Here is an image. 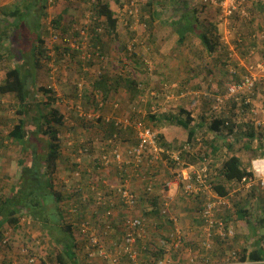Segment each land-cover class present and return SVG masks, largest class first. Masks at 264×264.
Segmentation results:
<instances>
[{
	"label": "rangeland",
	"instance_id": "374dc122",
	"mask_svg": "<svg viewBox=\"0 0 264 264\" xmlns=\"http://www.w3.org/2000/svg\"><path fill=\"white\" fill-rule=\"evenodd\" d=\"M99 1L109 3L115 11V17L118 18L116 34L110 31L104 16L97 17L94 7ZM148 1L151 0H121L120 3L115 0H39L35 2L34 0H0V34L4 39L0 46V54L5 55L6 49L12 47L13 40L20 45L19 49L22 48L24 51H29L36 43L32 39L34 34L36 35L34 30H32L34 31L33 35L24 26L20 31L15 30L16 19L10 16L6 18L2 14V9L5 7H10V10L17 6L24 9L28 3L32 2L35 15H31V22L36 26V18H39L36 27L38 33L46 41L44 45L47 49L46 56L44 58L40 56L42 66L31 69L27 78V85L31 91V105H34V100H46L43 92L38 90V86L53 88L56 96L53 106H57L62 113L66 114L69 125H74L77 128V131L65 129L61 135L62 138L79 135L81 132L84 134L83 137H87L89 141L93 140L97 144L93 152L82 159L81 166L87 173L81 171L80 175L75 174L74 153L70 156V153L67 152V159L65 157L60 162L59 169L55 173L53 181L59 191L70 195L78 187H81L83 191L89 190V192L79 195L78 198L65 200L64 206L69 209L70 214L66 215L62 222L66 220L80 225L82 221L80 218H83L79 214L81 212L85 215L83 221L91 220L92 213L98 208L91 186L96 185L98 187L99 184L107 185L108 183L118 184L120 174L116 166L110 168L97 167V159H95L100 155L103 145L101 143L108 140L103 136L102 131L105 125L109 126L108 118L110 121L130 117L134 120L135 118H142L146 125L157 132L155 129L158 124L156 120L164 113L173 115V118L178 117L183 105L191 107V112L195 113L197 120H200L202 116V110L199 109L205 110L206 112L203 113L208 112L209 117H211L215 114L213 105L216 104L217 98L222 97L225 93L214 98L210 95L217 89L227 87L229 84L239 83L231 82L232 75L242 80L250 74L248 69L251 65L264 60V0H242L241 9L235 15L224 19L221 17L220 9L211 5L208 0H153L155 2L151 8L154 9L151 12L144 10ZM190 6L191 11L197 9L199 21L203 22V24L199 22L201 26L209 29L208 23L215 24L216 36L221 38L224 46H228L226 52L220 50V53L210 55L201 40L194 34H190L185 43H180L178 33L169 27L167 22L176 20L182 10L188 11ZM172 14L174 16L170 17ZM59 19L60 24L56 26L55 21ZM146 20L149 23L148 26L145 23ZM97 38L100 42L97 41ZM224 61L226 66L223 65ZM15 64V59L9 56H5L3 61L0 60V81L4 79L9 68ZM232 69H236L235 74L232 73ZM103 74L112 78L115 84L112 89L108 90V86L104 88V91L107 89L106 95L103 90L100 91L96 87L99 76ZM261 74L263 77L253 91L242 89L239 93L241 99L248 96L249 93L254 94L255 104L251 113L246 112L236 118V123L240 119V126L237 127V130L242 132L243 136L240 133L231 136L240 137V141L231 142V136L228 137L225 134L228 130H225L223 134L209 131L207 124L199 127L198 135L191 143L188 142L187 130L175 124L165 130L166 133L163 134L165 139L159 141L171 143L173 148L171 147L170 150L176 152L183 149L184 145L180 146L182 143H187L192 147L193 155L196 157L207 151L210 155L207 159L213 182L216 181V171L225 159V154L220 152L211 154L208 151L211 140L215 139L214 142L223 149L227 148L228 142L233 143L234 148L237 149L234 153L239 154L245 168L249 167L254 158L263 155L260 149H264V147H259L261 141H264L262 137L264 124L258 126L256 123L257 121H264V115L262 117L259 115V109L264 106V73ZM118 79L120 82L116 83L115 81ZM130 80L134 81L132 85L129 84ZM101 103H103L102 106H100ZM15 104V96H0V128L3 132L11 129L17 123L19 115L12 107ZM233 104L236 105L234 101H227L226 104H223L222 111H231ZM185 106L183 109L190 111ZM139 108L142 109L141 113L137 112ZM236 108L237 105L235 110ZM79 111L96 112L101 115L98 120L90 121L95 125L92 130L83 131V118L79 115ZM34 123H31L33 130L35 129ZM193 127L196 126L193 125ZM251 127L255 128L257 133L252 145L255 150H246L244 146L251 139L245 136V133ZM197 137L202 141H197ZM119 141L123 147L135 143L137 134L134 128L120 133ZM200 143L203 144L200 145ZM8 145V148L0 149L1 202L3 201L1 199L10 197L12 193L15 195L13 201L19 198L16 185L19 184L22 171V167L18 163L21 155H18L19 148L17 146L14 147L10 142L7 143ZM197 147H199L198 150ZM168 157L172 159L171 155ZM162 159L163 153L160 154L159 161ZM170 159H163L161 164H157L158 166L156 165L154 169L144 165L142 170L145 172V176L138 177L139 183H134L136 178L131 179L132 187L139 190V197L141 198L138 213L146 217L152 216L153 214L149 212L150 208L146 207L149 199H157L159 205L165 201L166 195L161 194L164 181L161 184L156 182L154 191L149 194L146 193V176L153 172L154 175L159 176L157 177L159 179L161 177L160 172L165 173L163 169H167L171 174L176 163ZM202 161L198 160L200 162L198 165H201ZM204 165L207 164L203 162ZM157 168L158 171L155 170ZM228 187L233 207L236 206L235 203H238L250 213L247 218L244 216L243 219H234L236 228L234 238L227 239V241L221 240L222 243L219 242V244L215 242L213 252L210 253L211 255L214 251L217 253H215L216 256H214L211 264H225L233 250L240 253L244 248H254L258 243L264 245V225L259 221L264 218V191L254 188L251 192L245 193L242 191V186L236 182L230 183ZM173 190L175 188L171 189L170 195H177L178 192L174 194ZM182 195L185 199L188 198V195ZM82 197H84L83 204L80 201ZM200 199L203 200L204 207V198L200 197ZM61 204L60 201L58 205ZM45 207L47 208L42 209V213L47 217L45 225L36 219L37 210L31 209L29 205L20 212L19 228L15 229L10 225L6 228L11 236L9 247L18 248L17 257L22 256L23 249H28L30 253L36 255L39 264H59L57 256L59 253L64 254V250H62L64 245L61 243H72V241L62 225L55 199L48 197L45 201ZM121 211L125 213L122 206L116 212L119 214ZM183 211L186 212L182 208L176 207L173 210V206L169 207L170 215L177 218L180 236L183 237L181 246L177 248L171 240L168 245L164 243V237L161 238L162 234L168 236L173 232L172 223H169V228L163 232L152 227L148 238L145 240V243L150 246V250H147L146 254L143 253L146 260L156 257L157 252L153 253L154 248H157L156 245L161 247L164 243L166 244L167 256L165 260L167 264H201L202 259L198 255L200 252L198 242L200 228H195L198 223L194 222L192 218L195 215L197 218L202 211V204L199 203L194 206L192 218L185 216ZM223 216L224 213L219 211L217 217L223 218ZM24 218H29L30 223L23 221ZM77 229L75 228V241L77 240L78 244H81ZM44 233L51 234L56 242L51 241L47 244L46 239L39 241L40 238L38 237H44ZM99 235L105 243L112 240L111 243H106L108 250H115L116 245L124 243L122 235L117 238L109 235L104 236L102 232ZM184 237H186V241H183ZM170 238L176 237L171 236ZM168 248L169 250H167ZM190 250L195 259L193 261H190ZM45 252L48 254L44 259L42 254ZM65 258L68 259V256ZM118 259L121 261L125 259L124 262L130 264L128 256L123 253L118 255ZM17 260L19 261V259ZM86 260L83 251H79L76 261L83 262ZM101 264H112V259Z\"/></svg>",
	"mask_w": 264,
	"mask_h": 264
},
{
	"label": "trees",
	"instance_id": "16d2710c",
	"mask_svg": "<svg viewBox=\"0 0 264 264\" xmlns=\"http://www.w3.org/2000/svg\"><path fill=\"white\" fill-rule=\"evenodd\" d=\"M35 1L39 0H34V2ZM115 1L118 3L121 2V0ZM154 2L155 1L153 0L148 1L147 5H145L144 10L151 12V10L154 9L151 8ZM31 3H28V6H26V8L24 9L20 8L19 6L14 7L13 9L11 8V10L10 7H5L2 9L3 16H5L6 18H9L10 16L11 18L16 19V31H20L23 26L27 28V31L32 32V35L35 31L36 35L34 34L32 39L36 41V43L33 45L32 49H30L29 51H24L22 48L19 49L20 45L17 44L15 40H13L12 47H10V49H6L5 55L0 54L1 61L4 60L5 56L12 57L16 61V64L12 66V68H9V70L5 73L4 79L0 81V96H15L16 104L12 105V107L15 108L16 113L19 115L17 123H15L11 129L7 130L6 132H3V130L0 128V131H2V134H0V149H5L6 147L8 148L9 145L7 146V143L9 142L12 143L14 147L17 146L19 148L18 155H21L18 159V163L22 167V171L19 177V184L16 185V191L19 194V198H15L16 200L13 201V197H15V195H13L12 193L10 197H5V199H1L3 200L2 202L0 201V229L3 226L4 220H7V222L10 221L9 224L13 228H19L21 220L20 212L25 209L27 205H29L31 209L37 210L38 215L36 219L42 221V225H45V220H47V217L44 215V213H42V209L47 208L45 207V201H47L48 197H53L55 199L57 212L58 215H60V220L62 222V219H65L66 215L70 214L69 209L64 206L65 200L67 201L71 198H78V196L82 195L84 192H89V190L83 191L81 187H78V189H76L73 194L68 195L62 191L57 190L55 182L53 181L55 173L59 169L60 162L63 161L66 157V152L70 153V156L73 153L75 154L77 152L78 147L80 145V140L78 139V136L81 134V132H79V135L76 134L73 136L65 137V139L62 138L61 135L64 133L63 131L65 129L77 131V128L74 125H69V123H67L66 114L62 113L57 106H53L56 101L55 91L53 90V88L38 86V90L43 92L46 97V100H34V105H31V91L27 85V78L30 75L31 69H37L42 66L40 56H43L42 58H44L47 52L46 47H44L46 41L38 33V29L36 27L38 26L39 18H36V26L31 22V15H35V13L33 12V5ZM94 9L98 18L102 16L106 18L105 20L107 21L110 31L116 34L118 27V18L115 17V11L111 8L110 4L99 1L95 5ZM198 14L199 13L197 12V9L191 11L190 6L188 11L182 10L181 14L176 20H172L171 22L168 21V26L173 28L178 33L180 37V43H185L188 40L190 34H194L201 40V43L210 55L218 54L220 53V50L226 52L228 46H224V42L221 41V38L216 36L217 28L214 27L215 24L208 23L209 29L204 28L199 24L200 21ZM173 16L174 14H172V16L170 17ZM24 22L27 24H25ZM145 23L148 26L149 23H147V20ZM200 23L203 24V22ZM59 24L60 19L55 21L56 26ZM94 31H96V29H94ZM98 39L99 38H97V41L100 42V40ZM3 40V36L0 34V46L2 45ZM223 65L226 66L225 61ZM232 76L233 77L231 82L241 81V78H238L235 75ZM115 82L119 83L120 80L118 79ZM133 83L134 81H129V84L132 85ZM229 85L226 87V91ZM106 86H108L109 90L112 89L115 84L113 83L112 78H110L107 74H103L99 76V81L97 82L96 87L99 88L100 91H104V88ZM106 91L107 89L104 91L105 95ZM97 94L99 95V92ZM242 101L244 103V113H246L248 112L250 107L247 103H245L246 97H244ZM214 115L209 117V120H207L208 116H201L202 118L200 125H205L203 124V122H208L209 124H207V127L209 131L213 133L223 134L225 130H228V132H225L228 137L236 133H240V135L243 136V133L237 130V127L240 126L239 123H234L233 118H229L228 115ZM168 120L167 122H174L175 125L187 130L189 143L193 142L195 137L198 135L197 130L199 128L192 126L194 118L192 117L191 111L180 109V114L178 117L173 118L172 115L170 118H168ZM227 120L232 121H230L231 125H226ZM90 121L95 120L82 119V129L84 128L83 131L92 130L93 127H95L94 123ZM32 122H35L34 130L31 127ZM108 125L109 126L105 125V127H103L104 129H102L103 136L106 138H110L114 132H118L120 134L126 131H117L115 128H113V121H111ZM245 136L249 137L251 140L246 142L244 148H246V150H255L252 146L253 140L257 137L255 128L251 127V129H249L248 132L245 133ZM262 137L264 138V135ZM162 139H164L163 134L159 136V140ZM230 139L231 142L240 141V137L231 136ZM70 141H72L73 143L69 144ZM214 141L215 139L211 140V142L209 141L208 151L211 154L217 152L225 154V159L221 162L218 171H216V181L213 182L214 188L220 195L227 196L229 195L230 190L228 185L232 182L241 181L246 176L247 171L242 163V159L239 154L234 153L237 149L234 148L235 146L233 145V143L231 144L228 142L226 144L227 148L223 149L222 147H219ZM87 142L88 143L86 144H91L93 140H88ZM163 144L166 146L167 149H171L172 147L171 143L166 142ZM259 147H264V141H261ZM256 151L259 152V150ZM260 151L264 155V149H260ZM184 154L183 158H185V160L187 159L188 162L192 164H196L198 163V160H204L205 158H208L210 156L208 155L207 151H205L203 155L199 154V157L191 156L189 158L188 152ZM74 168L76 169V164H74ZM82 171H85V169L83 168ZM85 173H87V171H85ZM83 199L84 197H82V200H80L82 204L84 203ZM60 201L62 202V204L58 205ZM148 203V207L150 208V214H154L157 217L159 214L158 200L155 198L151 200L149 199ZM235 205L236 206L232 211L224 212L223 216V218H227V222H232L233 226V221L235 218L243 219L244 216L247 218L248 214L250 213V211L245 209L240 204L235 203ZM99 212H104V208L102 207ZM79 214L81 217L84 218L85 215L82 212ZM92 216L94 219H96L95 213H92ZM83 218H80V221L83 220ZM197 219L198 220L196 221L199 223L200 234L204 224V219L201 216V211L197 216ZM259 221L261 224L264 225V218L260 219ZM76 224L77 223L75 222L73 223L71 221L66 220L62 222V225L68 233L70 237L69 239L72 241V243H61L62 245H64V254H58V259L61 260L60 264H83L79 261H76L75 252L73 251V246L76 245V247H80L78 242L75 241V228H79ZM164 227L166 228L164 224L160 225V229H164ZM119 229L121 228H117L118 232ZM253 232L255 234V231ZM161 236H163V234ZM163 237L166 241L164 243H167L169 245L171 243L170 238L166 236ZM1 239L2 238L0 234V240ZM1 242L2 240L0 241V243ZM164 243L161 247L158 248L160 251L159 254H157L158 257L156 256L153 258V264H157L158 261L163 258V255H166V244ZM65 256H68V259H66ZM239 257L240 260L249 262V264H264V245L258 243V245L254 246V248H244L239 253ZM69 261L71 263H69Z\"/></svg>",
	"mask_w": 264,
	"mask_h": 264
},
{
	"label": "built area",
	"instance_id": "2783aa9c",
	"mask_svg": "<svg viewBox=\"0 0 264 264\" xmlns=\"http://www.w3.org/2000/svg\"><path fill=\"white\" fill-rule=\"evenodd\" d=\"M210 3L218 7L221 11V17H230L235 15L242 6V0H208ZM64 40H67L64 38ZM68 41V40H67ZM249 75H246L239 83L230 85L222 97H218L216 104L213 105L214 113L221 115L223 104L227 101L241 102L240 90L247 89L253 91L256 84L261 80L264 73V60L249 67ZM232 73L236 72L231 70ZM249 93L246 96V103L250 104L252 101ZM101 103L100 106H102ZM253 107L249 108L248 112L251 113ZM142 109L139 108L138 113H141ZM260 114L264 115V106L259 109ZM239 113L244 114L245 109L241 107L238 110ZM79 115L85 120H98L101 115L99 113H87L79 111ZM261 116V117H262ZM114 128L119 130H129V128L135 130L137 134V142L133 145L122 146L119 141V133L114 132L110 138H107L105 142L101 143V152L96 161V165L103 166L104 168H110L116 166L117 171L120 174L118 184L108 183L92 185L91 189L96 200V206L98 208L93 212L96 214V219L93 218L88 221H81L78 225V232L82 236L83 252L87 258L95 260L100 264L111 260L112 264H123L118 255L123 253L128 256L130 264H153V260H146L143 258L141 252L138 249V242H145L148 238L150 228L159 229L160 224L167 226L172 223L175 227V232L168 235L175 236L176 238H170L173 245L177 248L181 246L182 241L180 237V230L177 224V218L170 215L169 207L173 205V196L170 195L171 189L176 190L180 187L183 192L188 196L203 197L204 207L201 211V216L204 219V224L201 233L199 234V254L201 256V264H211L212 257L210 252L214 249L215 240L226 241L232 239L236 235L235 227L232 222H227V218H218L217 214L232 211L234 205L232 203V197L230 195L222 196L214 188V183L210 176L209 163L200 167L186 165L181 154L182 151H165L159 143L158 133L150 126L146 125L142 118H124L114 119ZM107 119V122H111ZM231 121V120H230ZM229 120L226 121V125H231ZM258 126H262L264 121H257ZM84 134H80L78 139L80 145L77 152L74 154V164H76V175H80L83 166H81L82 159L86 155H90L94 148L95 141L88 143L87 137H83ZM73 142L70 141L69 144ZM86 144V145H84ZM125 145V144H124ZM190 151L191 146L186 145L184 151ZM167 152L171 155L172 159L178 165V169L173 172L174 177L172 179H166L164 181V187L161 194L166 195L165 201L159 205L158 216L154 214L146 217L141 213H138V207L140 206L139 193L131 185V179L138 177H144L142 167L150 166L152 169L159 164L160 154ZM158 166V165H157ZM247 171L246 176L237 184L242 186V191L245 193L251 192L254 188L264 191V155H260L251 161L249 167L245 168ZM156 170V169H155ZM158 182V178L153 172H150L146 176V193L152 194L155 188V184ZM120 206L125 209V216L122 220V236L124 237V243L116 245L115 250H108L106 243L100 237V232L104 236L113 233V221L117 218L118 209ZM104 208V212L97 211L100 208ZM264 214V212H263ZM23 221L30 223L29 218H24ZM11 240L10 233L5 231L2 238V245L9 246ZM146 249V246L143 247ZM82 250V249H81ZM169 250V248L167 249ZM79 252V249H77ZM190 261L195 260L193 258L192 251H189ZM23 255H29L28 249H23ZM3 255L0 252V264L3 263ZM6 260V259H5ZM228 262V263H227ZM225 264H249L240 260L237 251H231L229 259ZM6 264H21L17 259L8 261ZM23 264H38L37 259L33 256H28ZM157 264H164V261H158Z\"/></svg>",
	"mask_w": 264,
	"mask_h": 264
},
{
	"label": "crops",
	"instance_id": "0c3cea01",
	"mask_svg": "<svg viewBox=\"0 0 264 264\" xmlns=\"http://www.w3.org/2000/svg\"><path fill=\"white\" fill-rule=\"evenodd\" d=\"M256 1H258V0H256ZM242 4H243V2H242ZM18 7V6H17ZM247 31V30H246ZM258 63V62H257ZM233 74H235V73H233ZM263 77V76H262ZM226 91V87H224V88H222V89H217L216 90V92H213L210 96H212V98H214V97H216L217 95H220V94H222V93H224ZM244 97H246V96H244ZM250 97H251V99H252V102L250 103V104H248L249 105V107L251 108V107H254L255 106V104H254V94H250ZM185 98H188V97H185ZM234 101V100H233ZM235 103H236V105H237V108H236V110H235V107H236V105H232V109H231V111H224L221 115H228L229 116V118H233V121H236V119L235 118H238V117H240L242 114L241 113H239L238 112V110L241 108V107H243L244 106V103H243V101H241L240 103L239 102H236V101H234ZM246 103V102H245ZM185 105H183L182 106V108L181 109H183V107H184ZM187 109H189L190 111H192V109H191V107L190 106H185ZM199 110H202L201 111V115H202V117L203 116H208V118H207V120H209V114H208V112L207 113H203V112H206L205 110H203V109H199ZM237 113V114H236ZM214 115V114H213ZM236 115V116H235ZM259 115L260 116H262L261 114H260V111H259ZM215 116V115H214ZM171 117V115L169 114V113H167V114H162V116L160 117V118H158L156 121H157V125H156V127H155V129H157V132H158V134H159V136L161 135V134H165L166 133V129L168 128V127H171V125H173L174 126V124L175 123H170V122H167V120H168V118H170ZM192 117L194 118V121L192 122V126L194 125V126H196L197 128H199V127H203V125L201 126L200 125V123H201V118H200V120H197V119H195V113L194 112H192ZM239 121H240V119H238ZM169 121V120H168ZM239 121L237 122V123H239ZM203 122V121H202ZM203 124H209L208 122H203ZM241 124V123H240ZM200 125V126H199ZM180 127V126H179ZM235 135V134H234ZM164 139H165V137H164ZM196 140L197 141H202V140H200V138L199 137H197L196 138ZM169 141V140H168ZM137 142V141H136ZM135 142V143H136ZM211 142V141H210ZM135 143H133V144H135ZM159 143H160V145H161V147L163 148V149H165V151H171L172 152V150H170V149H167L166 148V146L163 144V143H161L160 141H159ZM166 143V142H165ZM133 144H131V145H133ZM163 144V145H162ZM186 145H188L187 143H185ZM184 143H182L180 146H183L184 145V147H183V149L182 150H184L185 149V145ZM201 144H203V143H200V145ZM199 145V146H200ZM173 148V147H172ZM171 148V149H172ZM198 148L199 147H197V150H198ZM186 152H188V154H189V158L191 157V156H193L194 157V155H193V151H192V147H191V150L190 151H182V158H183V154L184 153H186ZM165 154H169V153H167V152H163V159H165V160H168V159H170V157H168V156H166ZM170 155V154H169ZM185 155V154H184ZM166 157V158H165ZM163 159L160 161V163L158 164V165H160L161 164V162L163 161ZM170 160H172L173 161V159H170ZM183 160L185 161V163H186V165H189V166H195V167H200L201 165H198L200 162H198V163H196V164H192V163H189L188 162V160L186 159L185 160V158H183ZM205 161L206 162H208V159L207 158H205ZM187 162H188V164H187ZM174 163H176L175 161H174ZM209 163V162H208ZM218 166V165H217ZM179 167H178V165L176 164V166L175 167H173V169H172V171H171V174H169L170 173V171H168L167 169H163V171L165 172V173H161L160 172V175H161V177L158 179V182H157V184H161V182L162 181H165V179H172L173 177H174V175H173V172L174 171H176L177 169H178ZM157 171H158V168L156 169ZM157 177H159L158 175H157ZM163 178H164V180H163ZM139 183V180L136 178V181L134 182V183ZM137 187V186H136ZM181 188V187H180ZM137 189H138V187H137ZM137 191V193H139V190H136ZM174 191V194H175V192H178V194L177 195H174V196H176L175 198H174V196H173V200H174V202H173V210L176 208V207H178V208H182V209H184V210H186V212H184L183 211V214L185 215V216H187L188 218H192L193 217V213H192V209L194 208V206L196 205V204H199V203H201L202 204V208H203V200H201L200 199V197H194V196H188V198L187 199H185L184 197H183V195L182 194H184V195H186L184 192H183V190H182V188L181 189H175V190H173ZM182 193V194H181ZM182 203H185V204H182ZM122 214H123V211H121V216H122ZM196 217V215L192 218V220L194 221V222H197L196 220H198L197 218H195ZM9 222L10 221H8L7 222V220H4L3 221V226H2V228L0 229V234H1V238H2V236H3V233H4V231H5V229L6 228H8V226L10 225L9 224ZM198 223V222H197ZM161 225V224H160ZM160 225H159V229H160ZM11 226V225H10ZM9 226V227H10ZM198 226V227H197ZM197 226L195 227V228H199V223L197 224ZM152 228V227H151ZM150 228V229H151ZM193 228H194V226H193ZM194 231V230H193ZM198 234H199V232H198ZM166 234H164L163 236H165ZM170 235V234H169ZM43 236L44 237H38V238H40L39 239V241L40 240H43V239H46V241H47V244L48 243H50L51 241L53 242H56V240L51 236V234H48V233H44L43 234ZM163 236H161V237H163ZM181 238H183L182 236H180ZM115 238H117V236H115ZM185 238L186 237H184V240L183 241H186L185 240ZM168 240H169V238H168ZM1 241V240H0ZM198 242H199V240H198ZM217 244H219V242H221V240H219L218 241V238H217V240L215 241ZM222 243V242H221ZM185 245V244H184ZM157 246V245H156ZM214 246H215V244H214ZM7 246H3V245H1V243H0V252L2 253V255H3V263L4 264H6V262H8V261H10L11 259H15V258H17V259H19L20 261H21V263H24V259H25V257L24 256H21L20 255V257H17V255H16V253H18V248L17 247H13V249H12V246L11 247H9L8 246V248H6ZM63 247V246H62ZM160 246H158V248H159ZM159 249H158V252H157V254H159ZM215 253H217V252H215L214 251V253L212 254V260L214 259V256H216V254ZM47 252H45V254H42L44 257V259L46 258V256H47ZM146 254V253H145ZM144 256V258H145V255H143ZM167 255H163V258L162 259H160V261H164V264H167V261L165 260V257H166ZM77 257V254H75V258ZM157 257H158V255H157ZM5 259H6V262H5ZM146 259V258H145ZM57 260H58V262H60L61 260H59L58 259V256H57ZM124 260L125 259H123V261H121L123 264H127V262H124ZM69 263H71L70 261H69ZM81 263H86V264H88V263H91V264H97L98 262L97 261H95V260H91V259H89V258H87V260L86 261H83V262H81Z\"/></svg>",
	"mask_w": 264,
	"mask_h": 264
},
{
	"label": "clouds",
	"instance_id": "9594fccd",
	"mask_svg": "<svg viewBox=\"0 0 264 264\" xmlns=\"http://www.w3.org/2000/svg\"><path fill=\"white\" fill-rule=\"evenodd\" d=\"M209 3H210V1H208ZM211 5H213L212 3H211ZM236 119V118H235ZM236 121H234V123H235ZM114 128V127H113ZM128 131V130H127ZM159 135V134H158ZM180 151H184V150H180ZM174 161V160H173ZM205 161V159L202 161V163ZM143 203V202H142ZM148 204L149 203H147L146 204V207L148 206ZM173 206V205H172ZM147 208H149V207H147ZM118 210H120V209H118ZM124 216H125V213H123L122 214V216H121V213H119L118 214V216H117V218H115V220L113 221V228H114V231H113V233H111L109 236H111V237H113V238H115V236H121L122 235V220H123V218H124ZM117 228H121V229H119V232L117 231ZM169 227H168V225L166 226V228L164 227V229H160V231H164V230H166V229H168ZM175 227H173V229H174ZM158 229V228H157ZM78 230V229H77ZM5 231H6V229H5ZM5 231H4V233H5ZM4 233H3V235H4ZM79 233V232H78ZM80 234V233H79ZM166 237H169V236H166ZM2 238H3V236H2ZM80 238H81V244H79V246L80 247H76V245L75 246H73L74 247V252H75V254H77V257L79 256V252L77 251V249H79V251H83V243H84V240H83V238H82V236L80 235ZM162 238V237H161ZM2 240V239H1ZM227 241V240H226ZM76 242H78L77 240H76ZM108 243H111L112 242V240H108L107 241ZM106 242V243H107ZM166 242V241H165ZM138 249H139V251L141 252V254H142V256H143V253H147V250H150V246H148L145 242H138ZM144 246H146V249H144L143 247ZM162 246V245H161ZM82 249V250H81ZM62 250H64V248L62 247ZM234 251H237V250H234ZM156 252H158V245H157V248L155 247L154 248V251H153V253H156ZM213 252V251H212ZM238 252V251H237ZM84 253V252H83ZM231 253V252H230ZM211 254V253H210ZM238 254H239V252H238ZM29 255L30 256H33V257H35L36 259H37V257H36V255H33L32 253H30V251H29ZM29 255H23L22 254V256H24L25 257V259H27L28 258V256ZM230 255V254H229ZM84 257L87 259V256L84 254ZM211 257H212V255H211ZM143 258H144V256H143ZM154 258V257H153ZM153 258H149L148 260H153ZM213 258V257H212ZM16 259V258H15ZM25 259H24V263H25ZM145 259V258H144ZM228 259H229V256H228ZM11 260H13V259H11ZM10 260V261H11ZM20 261V260H19ZM5 262H6V260H5ZM21 262V261H20ZM37 262H38V264H39V261H38V259H37ZM6 263H8V262H6ZM21 264H23V263H21ZM60 264V263H59ZM97 264H100L99 262L97 263Z\"/></svg>",
	"mask_w": 264,
	"mask_h": 264
}]
</instances>
